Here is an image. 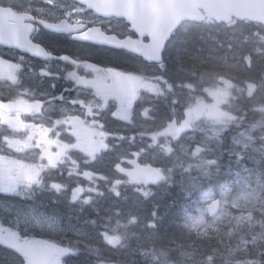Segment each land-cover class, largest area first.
<instances>
[{"label":"trees","instance_id":"trees-1","mask_svg":"<svg viewBox=\"0 0 264 264\" xmlns=\"http://www.w3.org/2000/svg\"><path fill=\"white\" fill-rule=\"evenodd\" d=\"M51 39L57 43L52 46L55 50L52 53L59 56L70 55L73 49L80 47L84 48V57L115 66L137 69V61L141 60L122 51L100 49L54 36ZM38 41L45 43L39 39ZM262 44L264 30L259 27L214 22L186 23L174 34L165 52L164 77L168 86L165 87L164 97H146L142 101L207 100L206 89L209 85L212 86L218 79L226 78L236 85V88L230 91L231 100L243 103V108L239 106L231 111H253L252 108L249 109L250 103L264 102L260 99L264 97V56L260 57L262 53L252 50H260ZM48 46L49 43L44 45L45 48ZM247 54H253L254 62L250 69L244 60ZM5 56L16 60V57L8 54ZM27 59L31 60L29 57ZM34 62L37 63L33 67L36 75L30 74V79L27 80L29 88H34L43 78L39 74L41 61ZM147 68L149 77L158 75L152 73L151 66L148 65ZM47 82L51 86L55 83L52 79ZM250 83L258 86L253 97L248 95ZM153 109V118L147 121L142 120L141 116L136 118L137 127L149 125L151 131L157 130L160 125V115L157 112L160 109ZM138 110H141V107H138ZM260 118L263 134L257 138V143L250 147L256 152H253V159H246L252 168V173L246 180L240 173L235 175L225 169L221 172L218 167L212 180L214 185H193L188 175L185 176L176 169L173 156L143 155L138 159L139 164L147 165L151 169H163L168 177L165 181L145 188L132 183L118 169L120 166L129 167L131 159L135 158L132 154L133 146L142 145L139 141L130 140V135L137 136L143 131L134 128L129 130L127 125L113 122L106 116L108 122L104 123V130L109 132L111 128L113 135L119 138L114 144L115 150L100 153L96 159L98 162L92 164L84 162L78 154L74 159H77L79 164L78 172H96L103 177L98 181L99 194L89 204L70 203L68 193L60 196L55 190L52 191L55 197L53 201L49 196H41L36 201L42 204L47 202L45 206L53 210V215L66 219L65 233L44 230L37 231L34 237L77 245L80 252L74 254L68 264H99L101 261L116 264H152L149 257L144 255L147 252L162 254L173 264H207L208 258H211V264H231L233 260L258 261L259 264H264V231L259 226L249 229L245 223L238 227L235 220L225 218L216 227L205 232L195 230L186 223L202 201L203 193L218 194L227 188L231 190L232 198L259 195V186L264 185V175L260 172V169H264V163L257 164L263 153L258 149L264 143V114H261ZM256 120L254 117L248 122L254 124ZM77 180V176L69 177L68 185H76ZM239 181L251 183L257 190L247 189V185H235ZM216 183L224 185H215ZM113 186H117L116 189H113ZM233 214L238 215V212ZM254 215L257 219L262 218L259 211ZM124 232H127L125 236ZM84 242L96 248L98 254L87 253L86 246H82ZM237 246L239 250L234 249ZM9 257L11 256L8 249L1 246L0 264L14 262L9 260Z\"/></svg>","mask_w":264,"mask_h":264},{"label":"flooded vegetation","instance_id":"flooded-vegetation-1","mask_svg":"<svg viewBox=\"0 0 264 264\" xmlns=\"http://www.w3.org/2000/svg\"><path fill=\"white\" fill-rule=\"evenodd\" d=\"M0 6L1 7H8L10 8L14 13L21 14L26 13L31 15V17L34 18H40L41 16H46L50 23H53L58 26L63 27H72L77 25V21H80L81 23H84L87 25L88 28H104L107 30L112 31L115 33V30L110 27V24L114 22L116 25L120 24L122 21L117 20H104L100 17H98L95 13L89 12L86 10L85 7L80 6L77 4L75 0H56V3L54 6H49L43 4L42 0H0ZM44 8L47 10L46 13H40L37 10ZM51 15H48V14ZM34 20L33 25L36 27V20ZM63 21V23H61ZM122 25V31L119 33L120 39L125 40L131 38L130 36H133V38L136 39L137 42H139V46H142L147 43L145 40L137 39L129 30L126 24L121 23ZM232 24H237L236 21H234ZM243 25H249V26H255L262 28L264 30V26L260 24H254L249 22H244ZM43 27L39 28V31H42ZM39 38H36V42H38L41 45H45L46 43H49V46L47 49L52 52L55 51L52 49V46L57 44L54 40H52V36L55 38L59 36L50 35L48 33H40ZM62 39H67L74 43L84 44V45H91L88 43H83L79 41H75L72 37H59ZM132 38V39H133ZM38 39L41 42L40 43ZM93 46V45H91ZM96 47V46H94ZM84 48L76 47L70 52V56H73L75 59H78L80 61L84 62H94L98 64L103 65H110L114 66V68L106 72L103 75V80H114L118 78L119 72L123 71H131V67H123V66H115L112 64L104 63L101 61H96L93 58L84 57L83 54ZM112 50V49H111ZM118 51V50H114ZM112 55V54H110ZM63 56V55H61ZM264 55L260 56L263 57ZM251 62L247 61V66H252L254 59L251 57ZM4 60H6L5 55L3 52L0 51V67L3 65ZM68 67V66H67ZM159 67H162L159 66ZM8 70V69H7ZM2 71L3 74L7 71ZM65 74H68L69 71L73 72L76 76L81 80V84L85 85L87 81H90L92 79H97V75L82 71L81 68H65L63 69ZM123 75V74H122ZM9 84L12 86L10 89H7L5 87L6 84L0 81V100L3 102H20V94H24L26 91H21L19 93V87H26L25 82H20V80H17L14 78ZM223 86H227V83L224 81ZM124 87V84L118 85V89H122ZM86 94L89 96L93 95V91L86 90ZM27 101V100H26ZM149 105H153L150 103H142L141 106L147 107ZM227 102L223 101H206V102H166L161 103L160 105V116L161 120L166 123L168 126L165 128L164 124L161 125V132L164 133L165 131H172L171 133L179 132V139L183 141H188L186 145L181 144L179 147L181 150L179 153H183L182 156L191 157L197 155L198 160L201 162V166L204 165L208 169L211 168V162L214 161V163L219 164L221 163L222 166H225L224 161L225 160H232V158H235L233 161H238L240 156H253V153L251 150H244L242 149H201L199 151L196 150L197 146L195 145V141L197 138L202 139L205 138V140H208L207 137L211 135V129H202L196 127V119L197 117H203L205 122H212L216 120L218 117H223L224 119V131L220 135V137L217 139L221 144H225L229 140V147H233L234 139L240 135L246 128L252 127L254 125L261 124V118L260 115L264 114V102L260 103H254L251 107L253 108V111L245 112V109L239 112H232V114L235 117V120L233 122H230V116L231 114L227 111H225V107L229 106ZM232 107L238 106V104H231ZM180 107H190L189 110L180 111ZM250 107V108H251ZM124 112H127L125 114ZM150 114L149 111L141 112ZM52 114H56L55 111H52ZM134 115L138 114V111H133L131 107L125 109L123 108L120 110L117 115L122 116L124 118L119 117V122L126 124L129 127V130H132L133 123L136 121V117ZM256 118L255 124H250L248 121H250L252 118ZM31 117L30 115H27L24 112H15V113H5L0 111V128L4 127V131L0 133V149H2L0 153V178H4V175L7 173H11L14 167L18 166L20 162L16 163V161H19V158L24 154H34V155H42V154H48L45 156L44 161L47 164V157H55L56 151L55 149H50V143L46 142V137L48 134V131H43L40 129L37 125L30 122ZM246 122V127L239 130L243 123ZM113 122H118L116 120H113ZM7 123V124H6ZM13 123H16L13 124ZM262 125V124H261ZM15 128H18V130H14ZM263 132V128L260 126L258 127ZM3 141H6L7 144H4ZM13 143H12V142ZM211 142V140H208ZM171 151H175V146L169 147ZM6 149V151H4ZM154 153L151 152L150 155ZM248 154V155H246ZM203 156L209 157L212 159H204ZM14 157H16V160H14ZM215 157L216 159H213ZM226 158V159H225ZM230 158V159H229ZM203 161V163H202ZM35 162H39L40 166L44 165L42 160ZM43 172V171H41ZM215 185H224L221 183H216ZM233 185V184H230ZM236 185V184H235Z\"/></svg>","mask_w":264,"mask_h":264},{"label":"rangeland","instance_id":"rangeland-1","mask_svg":"<svg viewBox=\"0 0 264 264\" xmlns=\"http://www.w3.org/2000/svg\"><path fill=\"white\" fill-rule=\"evenodd\" d=\"M19 67L14 64H10L7 66L5 63L0 67V81L4 82L6 80H11L13 77L18 75L19 71L24 68L22 62H19ZM8 69V70H7ZM49 69V66H46V70ZM7 70L4 74L2 71ZM76 87L80 89L81 80L74 76L71 79ZM117 82L119 79H116ZM131 91H125L126 95L129 97L126 99L127 102L134 101L136 98L140 97L143 94V90L151 91L153 93H158V88L155 81L150 80L148 84L144 87L139 86L135 87L131 85ZM82 90L76 91L79 95ZM30 94V93H29ZM31 96L35 95V92L30 94ZM82 101H77L75 104L67 105L66 108L62 109L66 112L67 116L59 123L64 124V131L60 130V126H56L50 134V137L47 136V140L51 141V146L57 145L58 153L56 156H59L62 149L67 151L66 154L70 153L73 150H79L81 152H86L90 155V157H95L100 152L106 153L114 150V147L106 143L107 138L114 139V136H111L109 133H105L100 128L98 121L94 118L97 112L101 108V101L103 97L99 94H93L92 96L87 95L86 93H82ZM224 102L230 104L226 106L225 111L231 114L230 122L235 120L234 115L231 112L232 108V100L229 96H226ZM74 103V102H73ZM74 105V106H73ZM56 104L50 105L48 110L55 111ZM124 107H119V111ZM83 112L82 116L77 115V112ZM127 114V112H124ZM126 116V115H122ZM127 117V116H126ZM223 117H218L216 120L212 122H205L204 118L196 119V127L202 129H211V135L207 137L208 140L214 141L217 140L220 135L224 131L225 125ZM7 124V123H6ZM16 125V123H13ZM260 125H254L250 128H246L240 135H238L234 139L233 149H244L253 141V132ZM243 129V128H242ZM14 130H18L15 128ZM172 131H168L165 134H168L174 139V141L179 139V132L171 133ZM69 135V138H68ZM69 139V141H68ZM204 148V147H203ZM197 151L201 150V148H196ZM243 157V156H242ZM241 157V158H242ZM239 159L238 161L228 160L229 163L225 165V169H231L235 163L240 166V163L243 162V159ZM226 159V158H225ZM230 159V158H229ZM191 160L198 169L203 170L205 168L204 165L201 166L200 160H198L197 155L192 156ZM46 166L55 168L60 163V160L54 159L52 157H47ZM203 163V161H202ZM187 165H189L187 163ZM244 171L251 175L252 172L240 167ZM39 171L38 167H34L31 165H18L14 167L11 173H7L4 175V178H0V192H12L19 193L22 190H26L31 185H22L24 181ZM206 171H204V174ZM129 174H131V178L136 181L137 185H141L142 187H149L154 182H159L162 177H165L164 172L162 170H155L151 168H142L137 167L135 164L131 166L129 169ZM13 186H15V192L12 191ZM117 186H113V189H116ZM91 191L88 187H79L77 188L75 194L72 198L73 201H79L83 195ZM215 195H203L202 202H200L197 207L196 212L189 218L188 224L193 228H200V231H208L211 228L216 227L223 219L229 218L225 217L222 212L225 210L221 209L218 216L213 217L210 213V206L216 200L214 199ZM87 198H85L86 200ZM221 200V198H219ZM229 199V193H225L223 196V200L225 203V208L227 211H234L235 209L231 208V203L234 200ZM246 214V210L243 211ZM210 216V219H209ZM8 222L11 225V228H8L10 231H4L2 226H0V240L3 237H16L19 236L17 232H20L22 227H32V228H43L49 231H56L61 228L64 224L61 218H55L51 215V212L41 208L35 204H26L22 202H5L0 200V223ZM243 225V224H242ZM236 226H240L236 223ZM127 232H124V236ZM85 245H88V242H84ZM8 246V245H6ZM15 249V248H13ZM19 253L24 258L27 264H60V262L67 255L68 247H61L56 243L47 242V241H39L30 237H26L22 240L19 249ZM239 250V246L236 248ZM152 264H171L169 263L165 256L162 254H158L156 252H147L145 253ZM11 260V259H9ZM208 264V262H207ZM211 264V261H210ZM239 264H246V262H241Z\"/></svg>","mask_w":264,"mask_h":264},{"label":"water","instance_id":"water-1","mask_svg":"<svg viewBox=\"0 0 264 264\" xmlns=\"http://www.w3.org/2000/svg\"><path fill=\"white\" fill-rule=\"evenodd\" d=\"M92 8L103 18H117L132 25V30L141 38H148L149 44L138 50L131 41L119 42L107 37L101 30L87 32L81 39L96 45L112 48H127L138 53L149 63H161L162 55L172 34L186 21L203 23L213 19L218 23L251 21L264 25V0H90ZM158 5H165L164 8ZM90 10V9H89ZM92 11V10H91ZM27 16H16L7 9L0 7V47L15 50L25 55L52 60L55 57L32 41L34 28L24 25ZM58 35L81 34L85 28H46ZM43 103L35 102L28 105L24 102L5 103L0 101V110L5 112H24L31 114L42 109ZM216 214L219 207L211 206ZM11 242V241H10ZM13 243V242H11Z\"/></svg>","mask_w":264,"mask_h":264},{"label":"clouds","instance_id":"clouds-1","mask_svg":"<svg viewBox=\"0 0 264 264\" xmlns=\"http://www.w3.org/2000/svg\"><path fill=\"white\" fill-rule=\"evenodd\" d=\"M43 4L45 5H49V6H54L56 3V0H42ZM79 3L85 7H87L88 9L95 11L92 8V5L90 3V0H79ZM40 13H46L47 10L44 8L38 9L37 10ZM48 15H51L50 13ZM30 19H35L36 20V27L34 28L35 31H39L40 27L43 28H48L51 29L54 27L53 23H50L49 20L47 19L46 16H41L40 18H34V17H29ZM61 23H63V21H61ZM77 25L80 28H87L88 32H94V31H98V29L96 28H88L86 24L81 23L80 21L76 22ZM33 26L30 25V29ZM35 47H41L39 44L35 45ZM73 72L69 71L68 72V76L67 79L71 80L73 77ZM144 115H147V113L145 112ZM262 139H264V137H262ZM211 163H214L211 162ZM260 163H264V153H261V159L260 161L257 162V164L259 165ZM261 175H264V169H260ZM168 177H162V179H167ZM205 179H211L210 176H206ZM247 189H250L252 191H256L257 187L251 183L247 184ZM231 191L230 189L224 188L221 190V200L215 201L214 204L216 207H221L224 208L225 210L222 212V214L225 217H229L233 220H235V222L238 225H242V224H247L249 229L254 228L256 226H259L260 229L262 231H264V185L259 186V195L258 196H251V197H244L241 199H237L234 200L231 203V208L235 209L237 212H241V210H246V214H240V215H234L232 212L227 211L225 208V203L223 200V196L225 195L226 192ZM259 204V207H257V205ZM210 210H214V209H210ZM256 211H259L261 214V219H257L254 215V213ZM154 226V225H153ZM255 239V237H254ZM211 258H208V264H210ZM237 264H239V262H237ZM247 264H259L258 261H248Z\"/></svg>","mask_w":264,"mask_h":264},{"label":"bare ground","instance_id":"bare-ground-1","mask_svg":"<svg viewBox=\"0 0 264 264\" xmlns=\"http://www.w3.org/2000/svg\"><path fill=\"white\" fill-rule=\"evenodd\" d=\"M227 72H228V70H227ZM246 155H248V154H246ZM157 156V155H156ZM254 156L255 155H253V156H250V157H247V156H243L241 159H243V162H241L240 163V167H243L244 169H246V170H248V171H250V172H252V168H251V166H250V164H248L247 162H246V159H253L254 158ZM229 163V161H225V165H227ZM233 168V167H232ZM231 168V169H232ZM231 169H229V170H227L228 172H230V170ZM226 170V169H225ZM230 180H231V178H230ZM227 241V240H226ZM261 242H263V241H261ZM261 245H259V247H260ZM227 247V246H226ZM262 247V246H261ZM262 250V249H261ZM222 252H224V251H222ZM222 252H220V253H222ZM259 253V252H258Z\"/></svg>","mask_w":264,"mask_h":264},{"label":"snow or ice","instance_id":"snow-or-ice-1","mask_svg":"<svg viewBox=\"0 0 264 264\" xmlns=\"http://www.w3.org/2000/svg\"><path fill=\"white\" fill-rule=\"evenodd\" d=\"M54 27H55L57 30H58V28H59V26H54ZM74 75H75V74H73V77H74ZM15 190H16V189H15V186H13L12 191L15 192Z\"/></svg>","mask_w":264,"mask_h":264}]
</instances>
